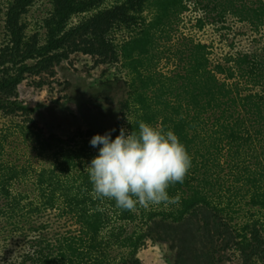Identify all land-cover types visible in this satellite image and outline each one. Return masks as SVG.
I'll return each instance as SVG.
<instances>
[{"label": "trees", "instance_id": "trees-1", "mask_svg": "<svg viewBox=\"0 0 264 264\" xmlns=\"http://www.w3.org/2000/svg\"><path fill=\"white\" fill-rule=\"evenodd\" d=\"M31 1L0 0L10 37L0 50V115L9 122L0 126V264H143L137 253L147 241L165 244L172 264H222L226 251L238 264H264V43L222 63L199 38L209 19L260 32L264 0H57L60 28L44 22L42 45L37 32L25 36ZM187 11L190 28L173 34ZM73 12L84 15L67 25ZM72 53L126 74L113 137L144 121L185 146L191 167L168 188L177 204L121 211L97 199L85 167L96 155L90 138L106 130L45 138L34 110L16 99L25 75L43 86ZM9 143L26 147L27 158L9 160ZM23 182L30 187L15 188ZM50 213L73 229L51 235Z\"/></svg>", "mask_w": 264, "mask_h": 264}, {"label": "rangeland", "instance_id": "rangeland-1", "mask_svg": "<svg viewBox=\"0 0 264 264\" xmlns=\"http://www.w3.org/2000/svg\"><path fill=\"white\" fill-rule=\"evenodd\" d=\"M56 1H31L26 14L22 17V23L27 27L26 37L31 38V35L37 32L40 44L45 43L47 29L44 22L50 20L53 25L51 28L56 27L55 19L59 10ZM83 15L84 13H71L65 17L67 25L76 23ZM194 17L195 13L185 12L180 25L174 26L173 34H176V31L180 34L181 31L187 32L190 28L189 19ZM119 33L123 34V32ZM261 34H264V28L260 32H254L248 24L237 22L234 19H227L222 24L214 23L212 19H209L200 31L199 38L213 44L214 55L211 57V61L218 59L224 63L223 59L226 55L262 45L263 38L256 40ZM254 37H256L255 40H253ZM9 39L4 21L0 18V50L8 43ZM172 42L175 43V40ZM169 66L171 68L173 64ZM54 70L55 76L48 77L43 86L36 85L40 76L25 75L18 85L16 95L18 101L34 110L31 117L45 138L58 137L66 140L77 130H108L122 117L121 103L126 98L127 77L119 66L108 63L96 64L94 58L89 55L72 53L68 58L55 65ZM8 124V119L0 115V126L6 130ZM19 140L21 138L16 141L19 142ZM5 150L7 158L11 161L17 158L16 161H24L28 155L26 147L19 143L15 146L9 143L5 146ZM18 154L19 157H17ZM34 161L35 159H33V163ZM35 164L37 163L35 162ZM29 187L28 182L15 186L19 190ZM53 214L48 215L53 225V229L48 230L51 235L54 232H64L69 227L73 229L71 221L67 219L59 221L61 219H57ZM50 215L52 217H49ZM62 225L64 226L62 227ZM19 238L22 239L21 234L14 240ZM14 244L15 242H13ZM226 253L228 258L222 264H238L231 252L226 251ZM170 255L171 252L165 244L150 241H147L137 253L143 264H172L168 261Z\"/></svg>", "mask_w": 264, "mask_h": 264}, {"label": "clouds", "instance_id": "clouds-1", "mask_svg": "<svg viewBox=\"0 0 264 264\" xmlns=\"http://www.w3.org/2000/svg\"><path fill=\"white\" fill-rule=\"evenodd\" d=\"M113 132L89 140L96 155L85 169L95 197L114 202L121 211L177 204L168 188L183 183L191 156L174 132L144 121L135 130L121 127L114 137Z\"/></svg>", "mask_w": 264, "mask_h": 264}]
</instances>
